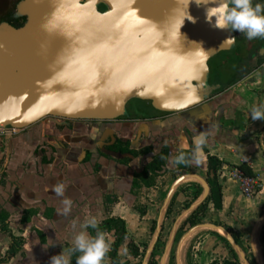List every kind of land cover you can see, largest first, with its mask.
<instances>
[{
  "label": "crops",
  "instance_id": "obj_1",
  "mask_svg": "<svg viewBox=\"0 0 264 264\" xmlns=\"http://www.w3.org/2000/svg\"><path fill=\"white\" fill-rule=\"evenodd\" d=\"M261 46L264 42L257 47ZM254 50L244 55L251 62H246L243 75L226 83L219 81L223 89L190 110L161 113L132 106L128 118L95 123H66L48 117L15 134L0 136V264H50V258L63 247L67 250L74 231L92 216L99 224L108 217L125 221L129 236L119 255L130 264L143 263L157 228L161 234L148 264L153 260L154 264H180V258L183 264L234 259L232 249H236L219 233L209 240L191 236L183 247L186 238L177 241V235L191 232L187 229L193 220L196 226L215 223L239 235L250 233L251 246L260 226L264 261V119L251 118L254 107L264 110V63L255 67L251 60ZM57 123L65 127H57ZM209 128L212 135L199 167L170 165L169 156L189 152L193 136ZM208 155L224 162L218 172L223 207L216 209L209 201L212 208L199 216L202 204L194 203L201 194L194 199L186 187L200 185L182 180L173 192L172 188L182 174L208 178ZM242 162H247L259 179L252 198L243 194L231 175ZM57 181L64 183V195L73 201L68 217L60 214L61 198L51 191ZM91 230L87 229L92 235ZM110 234L112 251L116 236L114 231ZM129 242L139 247V257L129 253ZM106 264H113L110 257ZM238 264H243L239 258Z\"/></svg>",
  "mask_w": 264,
  "mask_h": 264
},
{
  "label": "water",
  "instance_id": "obj_2",
  "mask_svg": "<svg viewBox=\"0 0 264 264\" xmlns=\"http://www.w3.org/2000/svg\"><path fill=\"white\" fill-rule=\"evenodd\" d=\"M19 9L28 17L23 26L0 24V126L7 129L22 130L45 117L114 121L130 115L133 100L161 113L190 110L223 89L210 77L209 61L237 47V33L212 28L195 0H132L127 20L77 0H27ZM187 12L196 22L185 17L179 30ZM251 60L256 68L264 63V46ZM186 176L201 182L194 206L203 203L211 188L199 174L182 175L172 192ZM200 226L222 229L249 264L224 227ZM159 234L157 228L142 264L149 263Z\"/></svg>",
  "mask_w": 264,
  "mask_h": 264
},
{
  "label": "clouds",
  "instance_id": "obj_3",
  "mask_svg": "<svg viewBox=\"0 0 264 264\" xmlns=\"http://www.w3.org/2000/svg\"><path fill=\"white\" fill-rule=\"evenodd\" d=\"M189 3L191 0H187L188 5ZM195 3L205 7V19L212 28L239 32L248 40L264 39V3H254V0H195ZM185 17L193 23L196 22V18L187 12V15L180 21L179 30ZM251 118L254 120L264 119V110L254 107L251 111ZM210 135H212L211 128L194 135L191 150L189 152L178 151L175 155L169 156L170 165L199 167L204 162L206 155L204 149ZM51 191L61 198L60 214L63 217H68L73 201L71 198L65 197L64 183L57 181L51 186ZM73 228H76L75 223ZM89 228L96 230L94 236L87 231ZM111 244V234L101 230L98 219L92 216L80 224L79 230L74 231L70 247L67 250L63 247L60 254L50 258V264H72L73 255H75V264H106ZM51 245L52 243L44 244V247L47 248Z\"/></svg>",
  "mask_w": 264,
  "mask_h": 264
},
{
  "label": "rangeland",
  "instance_id": "obj_4",
  "mask_svg": "<svg viewBox=\"0 0 264 264\" xmlns=\"http://www.w3.org/2000/svg\"><path fill=\"white\" fill-rule=\"evenodd\" d=\"M243 41L246 42V40H243ZM236 48L232 49V50H229V51H222V52H220L218 55H216L215 57H213L209 61L210 77L212 78V80H218V81L222 80V81H224L226 83L229 80H232L234 77L241 76V75H243L246 72V65L245 64L247 62V57H245V58L242 57L241 58V56H239V53L237 52ZM132 106H136L138 108L145 107L143 105V102H134L132 105H130V109H131L132 113H133V110H134L133 109L134 107H132ZM56 119H60V118H56ZM60 120H64V119L61 118ZM82 121H86V120H82ZM39 122H37V123H39ZM86 122H93V121H86ZM94 123H95V121H94ZM16 131H19V130H16ZM0 136H3V135H1V130H0ZM263 175H264V173H263ZM179 178H180V176L178 177V179ZM205 179H207V176H205ZM196 183H198L200 186H198V187L187 186L186 187L187 191H189L190 193L194 194V197H193L194 199L197 198V196L199 194L202 195V193H203V186H202L201 182L200 181H196ZM193 198H192V200H189V204H187V207H189L191 205V203L193 202ZM199 199H201V196L199 197ZM208 202L209 201H205L204 203H201L202 205L199 207V210L197 211V215L201 216L202 215L201 211L208 210V209L212 208V207H210ZM197 215L195 217H197ZM191 216L193 217L194 215H191ZM204 220L205 221L206 220L209 221V219H204ZM259 220H260V218L257 219V223H258ZM199 224H201V223H199ZM253 225H254V228H255L256 222H255V224L253 223ZM194 228H200V225L199 226L191 225V227H189L187 230L191 229L190 231L192 232ZM185 232H187V231H183L182 233L177 235V238H176L177 241L180 240L181 237L182 238H187L189 236V234L191 233V232L188 231V233L184 234ZM261 234H262V230L260 232V236H262ZM216 235H219L217 231H215L213 229H210V228H204V229H199L198 231L193 233L192 237L195 236L197 238L195 240L202 239V238H206V240H209L211 238H214ZM236 236L239 239L238 244L240 245L241 249L246 254H249V256L247 258L248 259V263L249 264H258L256 262V259L254 258V256H256L255 252H254V249L251 246L253 235H251L249 233L247 236H243V235H239V234L236 233ZM224 237H226V235ZM261 243L262 242H260V244ZM175 249L176 248H174V250ZM190 252L191 253L193 252L192 249H191ZM236 253H237V256H238L239 260L242 263H244V260L240 257L238 251ZM180 264H181V262H180Z\"/></svg>",
  "mask_w": 264,
  "mask_h": 264
},
{
  "label": "trees",
  "instance_id": "obj_5",
  "mask_svg": "<svg viewBox=\"0 0 264 264\" xmlns=\"http://www.w3.org/2000/svg\"><path fill=\"white\" fill-rule=\"evenodd\" d=\"M224 162L217 158L214 155H208V178L207 181L210 185L211 191L210 195L206 199V201H210L213 203L214 207L216 209H222L223 207V194H222V186L219 183L218 180V172L222 168ZM243 175L248 177H256L255 172L253 169L248 165L247 162H242L236 166ZM195 224V221H192V225ZM99 228L103 231L112 232L114 231L116 235V240L114 244V248L112 251H109L107 254V257H110L113 261V264H130L128 260L122 261L121 256L119 255V248L121 247V244L123 241L128 237V232L126 229L125 221L121 218H115V217H108L106 218L102 223L99 224ZM92 235H95L96 230H91ZM229 232L233 235L236 242H239L238 237L236 236V233L229 229ZM263 241H264V230H263ZM129 253L132 256L139 257L141 255L139 247L134 242H129L128 244ZM234 254V259H226L222 263H219L217 261L212 262L211 264H238V256L237 253L232 249ZM152 264L155 263V261H151ZM72 264H75V255L72 256Z\"/></svg>",
  "mask_w": 264,
  "mask_h": 264
},
{
  "label": "flooded vegetation",
  "instance_id": "obj_6",
  "mask_svg": "<svg viewBox=\"0 0 264 264\" xmlns=\"http://www.w3.org/2000/svg\"><path fill=\"white\" fill-rule=\"evenodd\" d=\"M26 1L27 0H0V24L1 23H8L15 28H19V27L23 26L26 23L28 17L24 12H22V10L19 9V6H23V4L26 3ZM77 1L79 2L80 5L93 4L94 7L96 8V10L101 14H105L106 12L113 11L115 13V16L112 17V19H114V20L130 19L129 17H127V12L129 10V7L131 5L132 0H77ZM256 2L264 3V0H254V3H256ZM236 33H237V48H236V50L239 53V56H241V58L244 57L247 50L248 51H251L252 49L254 50L257 46H259L260 43L264 42V39H262V38L248 40L243 36V34H241L239 32H236ZM243 40H246V42H244ZM255 42L258 44L256 45ZM252 43L254 45H252ZM247 62L249 65L251 62L250 58H248ZM134 102H143V105L145 106V107H143V109L147 110V112H149L150 110L154 111L150 102L133 100L128 104V110H129L130 115L132 113L131 109H130V105H132ZM128 117H126V118H128ZM120 119H122V118H120ZM62 121L69 123L70 121L73 122L75 120H68L67 121L66 119H64ZM79 122H82V121H79ZM95 122H100V121H95ZM102 122H107V121H102ZM108 122H110V121H108ZM56 125H57V127H65V124H62V123H57ZM115 218H119V217H115ZM155 230L156 229H154L153 231L155 232ZM160 234H159V238H160ZM128 236H129V234H128ZM159 238H158V240H159Z\"/></svg>",
  "mask_w": 264,
  "mask_h": 264
},
{
  "label": "built area",
  "instance_id": "obj_7",
  "mask_svg": "<svg viewBox=\"0 0 264 264\" xmlns=\"http://www.w3.org/2000/svg\"><path fill=\"white\" fill-rule=\"evenodd\" d=\"M16 131L13 130L11 131V133H7L5 131V129H1V135L5 136V135H12L14 134ZM232 178H234L240 185L241 190L243 192V194L247 197V198H252L256 192L259 189V179L257 177H248L242 174V172L237 168V169H233V171L231 172ZM264 177V175H263Z\"/></svg>",
  "mask_w": 264,
  "mask_h": 264
},
{
  "label": "bare ground",
  "instance_id": "obj_8",
  "mask_svg": "<svg viewBox=\"0 0 264 264\" xmlns=\"http://www.w3.org/2000/svg\"><path fill=\"white\" fill-rule=\"evenodd\" d=\"M45 118H48V117H45ZM43 118V119H45ZM53 118H56V117H53ZM42 120V119H41ZM1 129H5V131L9 134L11 133V131L13 130H19V129H7V128H4L2 125L0 126V130ZM190 181H199L195 176H186L183 178V181L182 183H185V182H190ZM263 222V221H262ZM199 228H197L193 233H195L196 231H198ZM259 230H260V226L258 228V230L256 231V235H255V240L252 244V247L254 246V252H255V255L256 257L259 259L260 263L261 264H264V261H263V258H262V254H261V250H260V240H259ZM217 232L220 234V235H225V232L222 230V229H218ZM193 233H191L186 239L185 241L183 242V247L184 245L188 242V239L193 235ZM255 234V233H254ZM178 256V255H177ZM180 262L181 264H183V262L181 261V258H180Z\"/></svg>",
  "mask_w": 264,
  "mask_h": 264
}]
</instances>
